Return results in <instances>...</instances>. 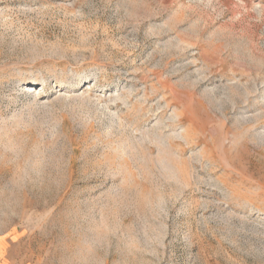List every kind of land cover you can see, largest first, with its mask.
Instances as JSON below:
<instances>
[{
	"label": "rangeland",
	"instance_id": "1",
	"mask_svg": "<svg viewBox=\"0 0 264 264\" xmlns=\"http://www.w3.org/2000/svg\"><path fill=\"white\" fill-rule=\"evenodd\" d=\"M0 264H264V0H0Z\"/></svg>",
	"mask_w": 264,
	"mask_h": 264
}]
</instances>
